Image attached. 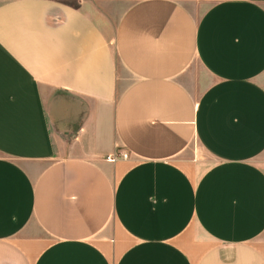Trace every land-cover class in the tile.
I'll return each mask as SVG.
<instances>
[{
    "label": "crops",
    "instance_id": "0c3cea01",
    "mask_svg": "<svg viewBox=\"0 0 264 264\" xmlns=\"http://www.w3.org/2000/svg\"><path fill=\"white\" fill-rule=\"evenodd\" d=\"M0 264H264V0H0Z\"/></svg>",
    "mask_w": 264,
    "mask_h": 264
},
{
    "label": "built area",
    "instance_id": "2783aa9c",
    "mask_svg": "<svg viewBox=\"0 0 264 264\" xmlns=\"http://www.w3.org/2000/svg\"><path fill=\"white\" fill-rule=\"evenodd\" d=\"M118 157H121V158L124 159V158H126V155L125 154H120L118 156H108L107 160L111 161V162H114V161H116V159H118Z\"/></svg>",
    "mask_w": 264,
    "mask_h": 264
}]
</instances>
